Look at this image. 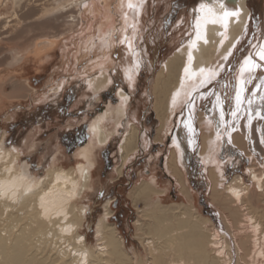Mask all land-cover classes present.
Wrapping results in <instances>:
<instances>
[{"label": "bare ground", "instance_id": "obj_1", "mask_svg": "<svg viewBox=\"0 0 264 264\" xmlns=\"http://www.w3.org/2000/svg\"><path fill=\"white\" fill-rule=\"evenodd\" d=\"M10 1L12 11L3 22L5 29L11 33L18 29L33 31V22L37 21L46 30L29 42L5 47L9 53L5 63L12 69L31 58L37 64L44 60L64 33L52 34L47 30L61 18L67 25L65 32H70L75 27L80 28L84 11L95 15V8L89 7L93 5L92 0H31L33 6L30 8L36 12L30 16L33 20L26 22L29 11L27 14L20 11L30 1L25 4L23 0ZM101 1L107 10L121 9L125 4V0H114V5L111 0ZM128 2L140 10L134 0ZM183 2V8L188 10V27L184 34L178 35L183 43L175 47L157 72L153 84L155 109L162 120L161 133L170 123V110L179 97L182 84L195 79L200 82L198 87L204 86L203 92L192 95L175 141L181 146L186 143L194 151L201 146L200 153L208 161L207 170L212 179L211 201L222 219L220 227L209 217H203L194 204V194L184 183L178 151L172 148L166 166L182 185L189 205L181 209L180 205L167 206L160 199L155 200L154 195L164 191L156 187L155 180L146 181L137 192L135 190L136 199H144V206L138 207L135 224L146 255L137 247L133 254L126 249L124 236L110 221L113 211L110 198L95 224V243L91 244L81 231L90 209L82 199L93 186L97 147L106 145L120 124L128 123V131L120 144L122 164L118 171L121 172L122 165L136 151L144 134L136 122H128V104L133 96L123 86L117 94L118 103L110 101L106 109L88 123L92 137L78 147V161L74 166H60L58 156H54L52 164L39 175L32 170L29 160H23L20 150L7 145V132H1L0 264H264V164L257 155V151L264 155V60L260 58L264 52V0L255 3L250 0ZM225 12L235 15L225 20ZM258 20L262 25L253 37V24ZM161 36L157 39L161 40ZM1 37L0 43L4 41ZM260 37L263 38L261 46L257 49L253 44L251 48V38L257 43ZM244 43L246 45L242 46ZM103 46L106 42L99 49L103 48L102 52L110 48V45ZM250 58L259 67L246 65ZM103 59L94 64H106L107 60ZM91 66L86 68L89 70ZM132 73L131 68L129 74ZM88 75L87 86L97 98L114 79L106 66ZM28 79H23V85L34 90ZM215 80L218 81L216 85ZM62 85L51 87L53 93H59ZM209 104L213 112L201 110ZM210 114H215V119ZM220 131L223 137L218 136ZM218 137L224 141L231 138L252 156L247 180L242 174H236L222 186L221 169L213 163L216 162ZM251 141L254 144L250 146ZM186 152L185 149L181 153V158ZM143 219L148 221L146 226Z\"/></svg>", "mask_w": 264, "mask_h": 264}, {"label": "rangeland", "instance_id": "obj_2", "mask_svg": "<svg viewBox=\"0 0 264 264\" xmlns=\"http://www.w3.org/2000/svg\"><path fill=\"white\" fill-rule=\"evenodd\" d=\"M29 1L30 4L19 11L21 14L32 12L27 15L30 17L36 10L30 8L33 5L31 0ZM92 1L93 5L90 4L89 7L95 8V15L84 11L82 14L84 21L80 22V28L78 26L70 32H65L67 25L61 18L54 24V28L47 30L52 34L58 31L64 33L60 34L61 40L50 49L43 61H38L37 64V61L31 58L12 69L5 63L9 55L5 47L29 42L46 30L42 24L34 21L33 31L18 29L11 33L8 28L3 27L4 20L12 11L11 1L0 0L2 36L0 37L4 40L0 43V134L4 130L7 132V145L20 150L23 160H29L32 170L39 175L52 164L54 156H58V165L74 166L78 161L76 156L78 147L86 144L92 137L89 134L88 123L97 118V113L104 111L110 101L118 103L116 94L124 86L133 96L128 104V122H136L144 130V134L136 151L130 154L125 165H122L121 172L118 171L122 164L120 144L128 131V123L125 121V124H120L108 143L97 147L96 166L92 170L93 186L82 199L90 209L81 231L87 235L91 244L95 243V224L104 213L105 203L110 198L113 210L110 221L118 226L124 236L126 249L133 254L134 248L137 247L146 255L147 251L139 239L138 226L135 224L138 207L144 206V199L137 200L135 190L137 192V188L146 181L155 180L158 182L156 187L164 190L158 195L152 194L155 200L160 199L161 203L167 206L180 205L181 209L189 205L182 185L166 166L172 148L178 151L184 183L186 182V186L194 194V204L203 217H209L220 227L222 219L211 201L212 179L207 170L208 161L200 153L201 146L196 147L194 151L186 143L181 146L175 141L185 111L192 102V95L203 92L204 86L198 87L200 82L195 79L182 84L179 97L170 110V123L161 133L159 129L162 120L155 109L156 96L153 93V84L157 72L183 43L178 35L184 34L188 27L186 21L188 10L183 8L185 3L183 0H134L140 7L138 10L125 0L124 7L114 9L116 12L114 13V10H107L101 0ZM26 2L27 0H23V4ZM110 3L115 4L114 0ZM29 17L26 22L33 20ZM259 23L258 20L253 24L252 29L255 28L252 30L253 37L262 25ZM99 29L102 31L98 33ZM246 38H249L248 35ZM260 38L257 43L251 38L253 43L250 40V47L253 48L256 44L255 47L258 49L263 41V38ZM104 42L106 46L103 47L110 45V48L108 50L105 48L102 52L104 49H99ZM244 45L246 43L242 46ZM248 48L245 49L249 50ZM85 53L87 54L80 58ZM98 59L107 60L102 66H106L114 79L97 98L87 86V78L88 74L101 70V65L94 64ZM89 64L92 66L88 70L86 66ZM131 68L134 72L132 75L129 74ZM24 78H29L30 85L35 87L34 90L28 85H23ZM13 82L21 83L25 89ZM59 83H63L60 92L53 93L51 87ZM213 83L216 85L218 81L215 80ZM257 95L258 93H255V96ZM201 110L213 112L210 111V104ZM210 115L213 117L215 114ZM196 121L198 122V119ZM217 127L219 128L220 124ZM220 135L223 137L222 131L218 133V136ZM217 141L219 146L215 156L216 162L213 163L221 169V179L224 181L222 186L236 174H242L247 180L252 156L236 145L231 138L230 142L219 137ZM252 144L253 141L250 146ZM185 149L187 152L181 158V153ZM257 155L264 164V155L260 151H257ZM142 221L146 226L148 221L144 219Z\"/></svg>", "mask_w": 264, "mask_h": 264}, {"label": "snow or ice", "instance_id": "obj_3", "mask_svg": "<svg viewBox=\"0 0 264 264\" xmlns=\"http://www.w3.org/2000/svg\"><path fill=\"white\" fill-rule=\"evenodd\" d=\"M229 15H235V13L225 12V13H224L225 20L227 19V17H228ZM260 58H261L262 60H264V52H262V53L260 54ZM245 63H246V65H251V66H253V67H259V65H256V64L251 60V58H250L248 61H246ZM185 71H187V69H186ZM201 71H203V69H201Z\"/></svg>", "mask_w": 264, "mask_h": 264}, {"label": "water", "instance_id": "obj_4", "mask_svg": "<svg viewBox=\"0 0 264 264\" xmlns=\"http://www.w3.org/2000/svg\"><path fill=\"white\" fill-rule=\"evenodd\" d=\"M230 1H234V0H230ZM252 3H255V1H257V0H250ZM214 216L215 217H217L216 215H215V213H214Z\"/></svg>", "mask_w": 264, "mask_h": 264}, {"label": "flooded vegetation", "instance_id": "obj_5", "mask_svg": "<svg viewBox=\"0 0 264 264\" xmlns=\"http://www.w3.org/2000/svg\"><path fill=\"white\" fill-rule=\"evenodd\" d=\"M117 94H118V92H117ZM117 94H116V95H117ZM117 97H118V96H117ZM100 112H101V111H100ZM98 113H99V112H98ZM98 113H97V115H98Z\"/></svg>", "mask_w": 264, "mask_h": 264}]
</instances>
